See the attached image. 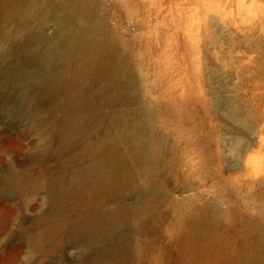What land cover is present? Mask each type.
<instances>
[{"label":"rangeland","instance_id":"obj_1","mask_svg":"<svg viewBox=\"0 0 264 264\" xmlns=\"http://www.w3.org/2000/svg\"><path fill=\"white\" fill-rule=\"evenodd\" d=\"M32 1L0 0V264H264V0H86L90 34H111L130 71L128 91L90 78L86 98L101 102L79 113L36 95L17 44ZM51 20L28 25L49 36ZM244 35L261 74L241 64ZM131 111L159 147L146 164L109 167L105 135Z\"/></svg>","mask_w":264,"mask_h":264},{"label":"bare ground","instance_id":"obj_2","mask_svg":"<svg viewBox=\"0 0 264 264\" xmlns=\"http://www.w3.org/2000/svg\"><path fill=\"white\" fill-rule=\"evenodd\" d=\"M41 1L33 0L29 4V6L22 12L19 21V26H20L19 28L23 30V35L17 40V44L20 46L22 52L27 58L26 61L27 60L29 62L31 61L36 65L37 68L36 70L38 72L32 73L30 75L31 81L37 90L36 95L37 96L40 95L41 93L40 94L38 93L42 89L46 90L51 95L61 94L62 95L61 97H63L64 101L66 102V107H68V109L71 108L73 112L79 113V111L81 110H90L91 108H93V106L98 107L101 102L100 100H96V102L93 103L92 101L86 98L85 92L86 90L89 89L87 86V82L90 78H94L97 81H102L105 77L111 76L116 81V85L123 88V90H125L126 85H122L119 82V78L121 79L120 76L124 75L123 73L125 71L124 69H127L128 67L124 68L123 71L121 68L124 65L123 66L120 65L118 60L115 61L114 53L116 47L114 48V46L116 45H114L113 41L110 39L112 38L111 34H109L110 38L106 37L104 39H102L103 37L102 35L101 37L100 35L96 34L97 37H101L100 40L99 38L96 39L97 37L95 38L94 37L95 35L92 36L93 34H90L93 33L91 32V30L92 31L94 30L95 32L97 30L94 27L95 23L93 24V19H94L93 12H91L88 9L86 0H72L73 4L71 5L68 4V6H65L64 2H62L63 4H61V2L56 3L57 0L55 2H52L51 0H43L42 3ZM66 2L67 1H65V3ZM251 8L252 7H250L249 9ZM33 15H36L39 21H44L45 18H51L55 25L53 33L47 36L43 34L40 30L42 29L43 26L40 29H38L37 26L35 27L37 29H33L30 25H28V18L32 17ZM254 16L255 14L252 15L255 21L257 18L256 16L255 17ZM235 20L236 19H233V22H235ZM100 27L98 30L105 31L103 29L104 27L102 28L101 25ZM241 31H243V28H241ZM243 39H244L243 49L242 52L241 51L240 52L243 53L241 62H244V64L241 62L240 63L242 64L243 68L247 70V72L248 70L256 71V74L262 72V66H261L262 52L260 50V45L258 41L252 40L251 36L249 35H244ZM127 52L129 53V51ZM128 53H126L127 56ZM123 56H125V54ZM118 57H120V55ZM239 57H241V55ZM124 58L127 59L128 57L127 58L124 57ZM130 60L131 59L128 58L126 61H130ZM242 66L240 65V67ZM231 67L232 66H230V68ZM19 72L20 74L29 77L27 70H21ZM252 84L253 83H251L250 85ZM106 87L108 86L104 85L103 83V87L100 92H104ZM254 87L255 89L257 88L259 90L254 95L255 98L257 97L259 98V100H261V97H264L263 95L264 93L261 92V89L263 87L262 83L260 82ZM249 88L252 90L251 87ZM126 90L128 91V89ZM24 96L26 97V95ZM36 103L37 102L31 104L32 105L31 107H34ZM68 109H65L66 112L64 111L65 119H67L66 113ZM132 111L134 112V110ZM132 111H131V117L129 116L130 113L128 116H126L124 113H118L117 115H114L115 123L113 124L109 132L105 135V138H107L108 140L112 139L116 142L115 145H113V148L108 151L111 155H113L111 160H109V164L107 163L108 161L105 158V162L109 167L121 165L124 161L127 160V158H129L128 155L132 156L130 159L133 158L132 159L133 161L137 163L144 162L146 164L147 162H149L147 161L148 158H150L149 156L152 153H154V149H156L155 147L159 144V143L157 144V139L152 132L153 130L150 128V124L148 121L150 118L147 116L149 115L147 113L148 111L147 110H146L147 112L145 111V113H147L146 114L147 119L149 118L148 120L141 119L145 117L142 114L143 110H141L142 112H138V115H140V113L143 115L142 117L141 115L139 116L141 118L137 117L136 116L137 114L132 115ZM72 119H76V118L72 117ZM259 133L260 131L256 132V135L259 136ZM258 141L260 142V140ZM247 148H249V146ZM158 150H160V148ZM119 152L121 153L119 154ZM159 152H161V150ZM145 166L147 167L148 165ZM135 169L137 170V167ZM138 171L140 170L138 169L136 172ZM131 172L133 173V171ZM146 172L149 171L146 170L144 172L145 175ZM148 174L149 173H147V175ZM91 175L97 180L100 179L99 173L96 169H91ZM144 178L145 177L143 176V180ZM141 179L140 182L143 181ZM145 181L147 183L148 180ZM153 183L156 182L154 181ZM153 183L146 184L144 187L154 188ZM142 185H140V187ZM205 217L208 218L207 216ZM198 224L200 225V222Z\"/></svg>","mask_w":264,"mask_h":264}]
</instances>
